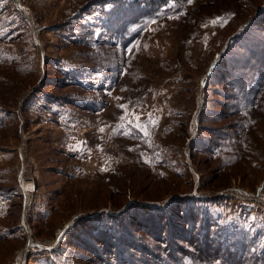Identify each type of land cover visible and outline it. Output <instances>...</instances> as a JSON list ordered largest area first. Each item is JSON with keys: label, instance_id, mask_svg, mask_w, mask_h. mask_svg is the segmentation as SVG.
Returning a JSON list of instances; mask_svg holds the SVG:
<instances>
[{"label": "rangeland", "instance_id": "1", "mask_svg": "<svg viewBox=\"0 0 264 264\" xmlns=\"http://www.w3.org/2000/svg\"><path fill=\"white\" fill-rule=\"evenodd\" d=\"M112 7L0 0V264H14L28 237L56 241L66 225L58 251L30 250L24 263L234 264L242 254L261 263L264 93L236 133L229 78L206 82L215 67L206 69L264 0H170L119 39L104 24ZM187 197L206 211L200 221L167 209L180 235L140 223ZM234 227L231 254L201 251L204 232ZM105 229L121 239L119 253L81 238Z\"/></svg>", "mask_w": 264, "mask_h": 264}, {"label": "trees", "instance_id": "2", "mask_svg": "<svg viewBox=\"0 0 264 264\" xmlns=\"http://www.w3.org/2000/svg\"><path fill=\"white\" fill-rule=\"evenodd\" d=\"M112 1L115 3V7H112V12L109 14L104 24H107L108 31L110 30L109 32H112V34L116 35V37L119 39L127 36V31L133 24L137 23L141 19L151 18V15L156 12V9L161 4H165L170 0ZM100 20L102 21L103 18H100ZM260 23L264 25V7L259 9L258 14L254 17V20H252V22L248 21V24L243 31L230 36L229 41L227 42V46L225 47L221 57L218 60L219 62H217L214 66L215 68L212 73L207 76L208 78L206 77V82H211L213 79L218 77L219 79H224V81L227 77L229 78V82H223L225 83L224 85H227L232 89V99L234 98L237 102L236 108L238 109L237 113L239 115V124L235 126L236 133L243 130L244 125L246 124L245 118L247 117L246 114L248 113V106H251L252 101H256L257 93H264V28L259 25ZM118 28H121L122 30ZM230 68L232 70L229 71L228 69ZM233 69L235 71H233ZM233 136L234 134L228 138L225 146L228 145L229 140L233 138ZM191 144L193 149L197 147L196 136L191 140ZM198 146H200V144H198ZM193 199L194 198L191 197L176 199L174 201L179 202L176 208L172 207L171 205H169L167 208L164 207L165 213L160 208L161 210L156 213V218H153L152 214L150 213L145 217L142 216V222L140 223H142L143 226L149 229L153 234L158 233L159 237H170L173 234H179L181 233V228H183V226L181 227V225H179L180 228H178L175 227V224L172 225L169 221H167L168 214L166 213V211L168 209L169 213H171L172 211L178 212L179 215H183L184 218H186L187 216H191V214H195L197 219H201L200 221H203L201 215L206 210H203L201 207H197L198 209H194V206H191V204L194 203ZM150 210L152 211V209ZM147 217L151 221V223L143 222ZM136 222L137 220L135 221V223ZM75 226L77 225L75 224ZM132 226L135 227L134 225ZM85 232L87 234L81 237L83 239V242L87 241L86 237L88 239L91 237L99 238L100 241L97 243V245H104L105 248L104 243H107L114 247V249L117 250V253L120 252L121 248L119 245L121 243V239H117V237L113 238L111 236L107 239L105 237L106 229L105 232H94L91 230ZM241 232V230H238L236 229V227H234L232 233L223 231L220 235V238H218L217 236L216 238H214L213 236H210L208 232H204L202 241L200 243L203 247L201 248V251L203 253L215 255L214 259L216 257V254L223 249H227V252L231 254L232 250H229L231 238L235 239V235ZM126 242L128 243V240ZM121 258L122 257H120L119 259ZM232 260L234 264H264V258L260 263L258 258L253 255L252 257L243 258L242 254L239 256V258L237 257V259ZM126 264L132 263L126 262ZM141 264L146 263L142 262Z\"/></svg>", "mask_w": 264, "mask_h": 264}, {"label": "bare ground", "instance_id": "3", "mask_svg": "<svg viewBox=\"0 0 264 264\" xmlns=\"http://www.w3.org/2000/svg\"><path fill=\"white\" fill-rule=\"evenodd\" d=\"M195 122H196V120H195ZM25 184V183H24ZM31 188H32V186H31ZM30 188V186L29 185H25L24 186V191H26V192H24V193H27V192H30L32 189ZM33 191V190H32ZM27 197H28V195L26 196V201L25 202H28L27 201ZM28 205V204H27ZM69 225V224H68ZM70 226H71V224H70ZM66 227H68L67 225L66 226H64L62 229L60 228L57 232H58V235L59 236H61V241H58V239H56V241H49V242H44V244L42 243V242H38V243H35L31 238H30V242H28V244L26 245V248L20 253V255L18 256V258L16 257V259H15V263L14 264H25L24 262H25V259H26V256H27V254H28V252L31 250V251H33V252H38V250H34V249H32V248H34V247H43V246H49L48 247V249L47 250H49V249H52V251L54 250V248L52 247V246H55L56 244L58 245V244H60V242H62L63 241V234H62V232L64 231V239L66 238V234H67V228ZM29 238V237H28ZM55 243V244H54ZM46 247V248H47ZM16 260H17V262H16Z\"/></svg>", "mask_w": 264, "mask_h": 264}, {"label": "water", "instance_id": "4", "mask_svg": "<svg viewBox=\"0 0 264 264\" xmlns=\"http://www.w3.org/2000/svg\"><path fill=\"white\" fill-rule=\"evenodd\" d=\"M215 66V64L212 66V68ZM199 113V109L196 111V115ZM195 119H197V117L195 116ZM196 126H197V120H196V122H195V125H194V131H193V133H192V135H191V137H190V140H192L193 138H194V135H195V129H196ZM28 203L27 202H25V206L27 205ZM24 221H25V218H24ZM23 227L25 228V231H27L28 232V235L30 236L31 235V232H30V229H29V226L27 225V223H26V221H25V223H23ZM55 238L56 239H58V241H61V236H59L57 233H56V236H55ZM28 242H29V238H28V240H27V243H26V245L28 244ZM26 245L22 248V249H25L26 248ZM32 249H34V250H38V251H44V250H47L48 249V247L46 248L45 246H43V247H34V248H32Z\"/></svg>", "mask_w": 264, "mask_h": 264}, {"label": "built area", "instance_id": "5", "mask_svg": "<svg viewBox=\"0 0 264 264\" xmlns=\"http://www.w3.org/2000/svg\"><path fill=\"white\" fill-rule=\"evenodd\" d=\"M202 79H201V81H202V83L205 81V78H206V74L204 75V76H202L201 77ZM201 86H202V84H201ZM34 189V188H33ZM261 192H262V190L260 191V192H258L259 193V195L261 196ZM263 196V195H262ZM261 196V197H262ZM253 202H256V201H253ZM252 201H251V203H253ZM263 204H264V202H263ZM264 206V205H263Z\"/></svg>", "mask_w": 264, "mask_h": 264}, {"label": "crops", "instance_id": "6", "mask_svg": "<svg viewBox=\"0 0 264 264\" xmlns=\"http://www.w3.org/2000/svg\"><path fill=\"white\" fill-rule=\"evenodd\" d=\"M235 33H236V32H235ZM235 33H234V34H235ZM216 61H217V60H216ZM214 64L216 65V62H215V61H214V62L212 63V65H210V67H209V68H207L206 70H208V69L212 68V66H213Z\"/></svg>", "mask_w": 264, "mask_h": 264}, {"label": "snow or ice", "instance_id": "7", "mask_svg": "<svg viewBox=\"0 0 264 264\" xmlns=\"http://www.w3.org/2000/svg\"><path fill=\"white\" fill-rule=\"evenodd\" d=\"M189 2H190V0H189ZM122 107V106H121Z\"/></svg>", "mask_w": 264, "mask_h": 264}]
</instances>
